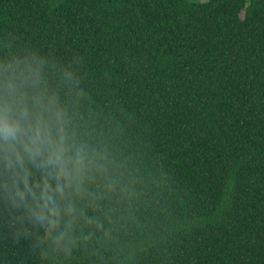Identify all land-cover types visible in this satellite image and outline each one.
<instances>
[{
	"label": "trees",
	"instance_id": "1",
	"mask_svg": "<svg viewBox=\"0 0 264 264\" xmlns=\"http://www.w3.org/2000/svg\"><path fill=\"white\" fill-rule=\"evenodd\" d=\"M33 53L119 185L70 255L0 202V264H264V0H0V61Z\"/></svg>",
	"mask_w": 264,
	"mask_h": 264
},
{
	"label": "clouds",
	"instance_id": "2",
	"mask_svg": "<svg viewBox=\"0 0 264 264\" xmlns=\"http://www.w3.org/2000/svg\"><path fill=\"white\" fill-rule=\"evenodd\" d=\"M46 64L35 53L0 61V202L14 220L42 229V244L70 255L81 221L102 227L84 208L98 199L89 186L102 178L113 192L119 180L108 151L80 137ZM58 71L70 88L79 86L70 66ZM75 96L78 103L83 90Z\"/></svg>",
	"mask_w": 264,
	"mask_h": 264
},
{
	"label": "rangeland",
	"instance_id": "3",
	"mask_svg": "<svg viewBox=\"0 0 264 264\" xmlns=\"http://www.w3.org/2000/svg\"><path fill=\"white\" fill-rule=\"evenodd\" d=\"M190 3L204 2L206 0H188Z\"/></svg>",
	"mask_w": 264,
	"mask_h": 264
}]
</instances>
